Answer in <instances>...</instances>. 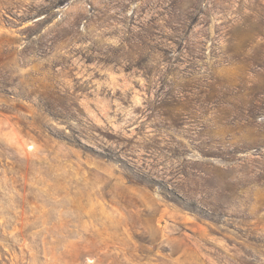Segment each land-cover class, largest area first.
Wrapping results in <instances>:
<instances>
[{
	"label": "rangeland",
	"instance_id": "obj_1",
	"mask_svg": "<svg viewBox=\"0 0 264 264\" xmlns=\"http://www.w3.org/2000/svg\"><path fill=\"white\" fill-rule=\"evenodd\" d=\"M0 264H264V0H0Z\"/></svg>",
	"mask_w": 264,
	"mask_h": 264
}]
</instances>
